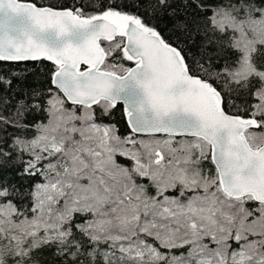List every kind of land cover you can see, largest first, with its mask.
I'll use <instances>...</instances> for the list:
<instances>
[{"label": "snow or ice", "instance_id": "6c2138e0", "mask_svg": "<svg viewBox=\"0 0 264 264\" xmlns=\"http://www.w3.org/2000/svg\"><path fill=\"white\" fill-rule=\"evenodd\" d=\"M0 264H264V0H0Z\"/></svg>", "mask_w": 264, "mask_h": 264}, {"label": "trees", "instance_id": "16d2710c", "mask_svg": "<svg viewBox=\"0 0 264 264\" xmlns=\"http://www.w3.org/2000/svg\"><path fill=\"white\" fill-rule=\"evenodd\" d=\"M29 67H32V65L30 64Z\"/></svg>", "mask_w": 264, "mask_h": 264}]
</instances>
